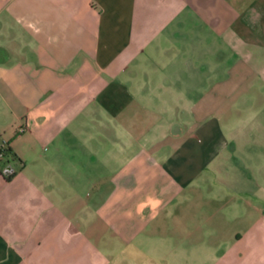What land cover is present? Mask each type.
<instances>
[{
  "label": "crops",
  "instance_id": "1",
  "mask_svg": "<svg viewBox=\"0 0 264 264\" xmlns=\"http://www.w3.org/2000/svg\"><path fill=\"white\" fill-rule=\"evenodd\" d=\"M263 109L264 0H0V264H264Z\"/></svg>",
  "mask_w": 264,
  "mask_h": 264
},
{
  "label": "built area",
  "instance_id": "2",
  "mask_svg": "<svg viewBox=\"0 0 264 264\" xmlns=\"http://www.w3.org/2000/svg\"><path fill=\"white\" fill-rule=\"evenodd\" d=\"M24 130H25V127H23V126H20L18 128L19 132H23ZM5 149H6L5 142H0V160L2 158H5Z\"/></svg>",
  "mask_w": 264,
  "mask_h": 264
},
{
  "label": "trees",
  "instance_id": "3",
  "mask_svg": "<svg viewBox=\"0 0 264 264\" xmlns=\"http://www.w3.org/2000/svg\"><path fill=\"white\" fill-rule=\"evenodd\" d=\"M5 157H12L11 151L8 148L5 149ZM12 176H13V174L8 175L7 179L9 180Z\"/></svg>",
  "mask_w": 264,
  "mask_h": 264
},
{
  "label": "water",
  "instance_id": "4",
  "mask_svg": "<svg viewBox=\"0 0 264 264\" xmlns=\"http://www.w3.org/2000/svg\"><path fill=\"white\" fill-rule=\"evenodd\" d=\"M13 172V169H11V168H6L5 170H4V173L5 174H9V173H12Z\"/></svg>",
  "mask_w": 264,
  "mask_h": 264
},
{
  "label": "rangeland",
  "instance_id": "5",
  "mask_svg": "<svg viewBox=\"0 0 264 264\" xmlns=\"http://www.w3.org/2000/svg\"><path fill=\"white\" fill-rule=\"evenodd\" d=\"M259 111V113H260V115H264V109L263 110H258Z\"/></svg>",
  "mask_w": 264,
  "mask_h": 264
}]
</instances>
